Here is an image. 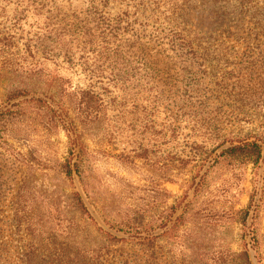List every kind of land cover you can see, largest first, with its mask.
Listing matches in <instances>:
<instances>
[{
    "label": "rangeland",
    "instance_id": "1",
    "mask_svg": "<svg viewBox=\"0 0 264 264\" xmlns=\"http://www.w3.org/2000/svg\"><path fill=\"white\" fill-rule=\"evenodd\" d=\"M0 113V264H264V0H0Z\"/></svg>",
    "mask_w": 264,
    "mask_h": 264
},
{
    "label": "trees",
    "instance_id": "2",
    "mask_svg": "<svg viewBox=\"0 0 264 264\" xmlns=\"http://www.w3.org/2000/svg\"><path fill=\"white\" fill-rule=\"evenodd\" d=\"M76 96H77V94H76ZM81 96L85 97V96H89V95H88V93H84ZM32 101L39 102V100H32ZM77 105H78L77 109L80 110V107H82L81 110L83 112L86 111V109H87V111L90 109V106H89L90 104L87 105V102H84L82 99L77 102ZM3 116H6V114L0 113V120L3 118ZM68 138H69V146H68L69 147V153L71 156L73 149H74L75 140H72V137L69 136V134H68ZM76 138H77V136H76ZM82 147H83V145L81 144V146L79 147V154L80 155H82V153H83ZM80 155H79L78 161L74 164V168H75L77 175H78V173H80V172H78V170H79V167H80L81 162H82L80 159ZM221 156H225L227 161H229L230 163H233V164L247 165L249 163H252L253 165H256L259 162V160L262 158L261 145L255 141L240 142L239 144L228 146L225 150H223L221 152ZM62 167L64 168V172L66 173V175L70 176L72 173V168H71V164H70V157H68L66 159V162L62 165ZM81 167H83V166L81 165ZM250 207H251V205L249 203L248 206L243 211H241L243 223L245 222L244 221L245 217H247L248 214L250 213ZM239 264H251V262L248 259L246 247H244L243 252L239 255Z\"/></svg>",
    "mask_w": 264,
    "mask_h": 264
}]
</instances>
